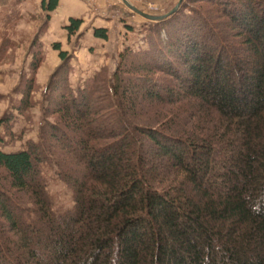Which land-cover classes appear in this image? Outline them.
Returning a JSON list of instances; mask_svg holds the SVG:
<instances>
[{
    "label": "trees",
    "instance_id": "16d2710c",
    "mask_svg": "<svg viewBox=\"0 0 264 264\" xmlns=\"http://www.w3.org/2000/svg\"><path fill=\"white\" fill-rule=\"evenodd\" d=\"M59 1L42 0V29ZM183 4L142 48L121 53L111 76L77 88L72 56L52 45L61 65L39 140L0 148V264H264V0ZM196 4L228 20L256 68L246 72ZM83 23L69 20V39ZM94 36L108 39L106 29ZM30 52L23 117L45 58L38 36ZM44 165L71 191V208L56 212Z\"/></svg>",
    "mask_w": 264,
    "mask_h": 264
},
{
    "label": "rangeland",
    "instance_id": "374dc122",
    "mask_svg": "<svg viewBox=\"0 0 264 264\" xmlns=\"http://www.w3.org/2000/svg\"><path fill=\"white\" fill-rule=\"evenodd\" d=\"M91 1L93 3L96 2L95 5L99 4L101 8H103L105 3L108 5L111 4L112 14H114L116 11V13H120L119 19L125 23L129 22V19L131 21V18H136L139 20V22L135 23L131 21L129 25L127 24V30L130 31V33L123 35L120 42H117L116 47L113 48V50H111V47L107 48L109 50L103 49V52L99 53L97 56L94 55V58L92 56L89 58H81L82 54H78V56L75 55V53H78L77 51H79V46L81 45L80 40L82 39L81 37L84 35V33H78V35L75 36L76 39L74 38L75 41H73L75 45L71 47L69 54L72 56V59L74 58L78 60V64H81L79 60L82 59L83 63L86 62L85 64H88L89 68L85 69L84 65L76 67L74 61L71 60L72 63L69 79L74 88H77L78 85L84 84V82L91 80L98 72L102 70L106 71L107 75L111 76L116 70V66L120 59L119 55L129 47L135 51L139 48H142L145 45L144 39L148 35L149 29L152 28V26H154V24L157 22L144 18L135 13L121 0ZM129 1L138 10L153 16H164L168 14L174 8H176L180 2V0ZM184 1L185 0L181 2L182 5L185 4H183ZM92 2H90L91 5ZM90 4L87 3L88 6H90ZM181 4L179 8L181 7ZM19 5L20 4L18 2L13 3V8L16 13L12 18L8 12L5 15V12L2 13L0 11V136L4 139V141L8 142L6 147L0 148L6 151L20 150L25 148L28 142H37L39 140L42 132V125L46 119L47 106L49 105L48 96L46 95V88L51 76L61 65L60 60L58 61L59 56L57 54L54 53V57H52L53 53L51 46L53 43H47L45 40H43V35L46 30L42 29L44 23L46 22L45 15L40 16L36 13L33 15L23 13L22 7L20 8ZM197 6L202 7L207 13H209V16L213 17V20H215L220 28L223 27L225 34L228 35V38H230L231 46L236 48L237 55L243 58L247 63L244 67L246 72L247 69H251L250 65H252L253 68H256V56L247 51L246 48L243 50L240 46L241 41H235L232 30L229 27H225V23L227 24L228 20L224 19L220 15L219 17L221 20L215 18V15L213 16L212 12L210 11L212 6L196 4V7ZM60 12H62V9H60ZM184 13L191 14V11H185ZM222 22L225 23L223 24ZM36 36H38V44H40L42 47L45 58L40 68L41 71H38V74L39 72L40 74L39 76L38 74L36 76V87L33 93V108L27 113V116L23 117L15 112V108L16 106L20 105L22 99V90L26 83L25 81L30 76L29 67L32 60L30 47L32 42L36 39ZM162 37L165 38L164 32ZM62 39H64V37L58 35L55 41L56 43H60L61 47H63L66 42L65 40L64 42H61ZM45 44H50L49 51L46 50L47 45ZM78 57H80V59H78ZM80 70L83 72V74L80 73ZM84 74H86V76ZM8 117L13 119L11 124H13L14 137L10 136L5 129V120ZM49 119L53 120V118ZM43 172L47 179L48 190L54 197L56 212H62L68 208H71L73 205L72 193L57 177L56 168L53 165H44ZM1 177L2 173L0 172V178Z\"/></svg>",
    "mask_w": 264,
    "mask_h": 264
},
{
    "label": "crops",
    "instance_id": "0c3cea01",
    "mask_svg": "<svg viewBox=\"0 0 264 264\" xmlns=\"http://www.w3.org/2000/svg\"><path fill=\"white\" fill-rule=\"evenodd\" d=\"M17 2L18 0H0V11L2 13L5 12V15L8 12L11 18L14 17L16 11L13 8V3ZM19 4V7H22L23 13H27L29 15H33L34 13L39 14L40 16L45 15V12L42 9V0H26ZM60 9H62V12H60ZM50 16L51 18L48 23L47 29L45 30V33L43 35V40H45V42L47 43L54 44L56 43L55 41L57 39V36L60 35L61 37H64L61 42H64V40L66 41L62 49L68 52L71 51V47L75 45V43L73 42L75 41V36L69 39L65 27L68 25L69 20L71 18H79L84 21L83 26L79 31V33H84V35L81 37L82 39L80 40L81 45L79 46V51H77L78 53H75L76 56H78V54H82L81 58H89L91 56L94 58V55L97 56L99 53L103 52V49L106 50L109 47H111V50H113V48L116 47L117 42H120L123 35L130 33V31L127 30V24L129 25L131 21L135 23L139 22V20H137L136 18H131V21L129 19V22L125 23L119 18H116L112 14L111 10H94L90 6L85 4L83 0H60L59 7L53 13H51ZM95 28L106 29L108 39L104 40L96 38L94 36ZM49 49L50 44L46 46V50L49 51ZM52 53V57H54V53L59 56V53L53 50V48ZM78 59H80V57H78ZM59 60L60 58L58 59V61ZM72 61H74L76 67L84 65L85 69L89 68L88 64H85L86 62L83 63L82 59L79 60L81 64H78L77 59L73 58ZM80 73L83 74L82 71ZM84 75L86 76V74Z\"/></svg>",
    "mask_w": 264,
    "mask_h": 264
},
{
    "label": "water",
    "instance_id": "95a60500",
    "mask_svg": "<svg viewBox=\"0 0 264 264\" xmlns=\"http://www.w3.org/2000/svg\"><path fill=\"white\" fill-rule=\"evenodd\" d=\"M128 8H130L131 10H133L135 13L139 14L140 16L144 17V18H147L149 20H152V21H159V20H163L167 17H169L170 15H172L173 13H175L181 2L183 0H180L179 4L177 5L176 8H174L171 12H169L168 14L164 15V16H153V15H149V14H145L144 12L138 10L129 0H121Z\"/></svg>",
    "mask_w": 264,
    "mask_h": 264
},
{
    "label": "built area",
    "instance_id": "2783aa9c",
    "mask_svg": "<svg viewBox=\"0 0 264 264\" xmlns=\"http://www.w3.org/2000/svg\"><path fill=\"white\" fill-rule=\"evenodd\" d=\"M84 2L86 1L87 3H89L90 4V2H92L91 0H83ZM85 2V3H86ZM86 3V4H87ZM96 3V2H95ZM95 3H93L92 2V5L90 4V6H91V8L92 9H94V10H103V11H106V10H112V5L111 4H107V3H105L104 5H103V8H101V6L99 5V4H96L95 5ZM117 12V11H116ZM114 13L113 15L116 17V18H120V13Z\"/></svg>",
    "mask_w": 264,
    "mask_h": 264
}]
</instances>
